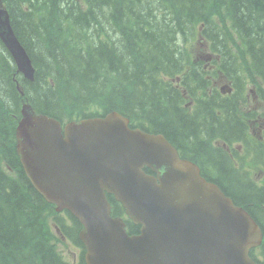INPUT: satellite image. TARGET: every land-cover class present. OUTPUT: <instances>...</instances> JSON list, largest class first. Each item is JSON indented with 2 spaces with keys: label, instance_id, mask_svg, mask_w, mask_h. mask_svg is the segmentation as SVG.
<instances>
[{
  "label": "trees",
  "instance_id": "1",
  "mask_svg": "<svg viewBox=\"0 0 264 264\" xmlns=\"http://www.w3.org/2000/svg\"><path fill=\"white\" fill-rule=\"evenodd\" d=\"M0 1L35 67L34 80L24 79L0 40V264H72L57 250V236L47 225L50 214L62 215L60 224L74 227L73 233L65 227V233L82 244V223L67 210L58 214L23 170L16 129L25 103L69 120L118 110L133 127L165 134L184 157L199 162L207 179L204 155L197 151L211 149L210 138L219 133L232 143L257 142L248 133L249 124L240 125L233 117L238 110L218 89L201 106L203 128L199 119L165 107L179 94L170 88L175 96H168L161 74L170 62L178 70L190 61L177 57L179 42L186 36L192 44L203 24L201 33L221 56L218 68L230 61L242 77L248 74L247 64L255 66L253 82L264 101V0ZM108 196L113 213L126 217L121 203ZM258 196L264 199V190ZM253 200L249 195L241 201L264 232V218L253 211ZM126 221L131 232L139 230ZM261 248L264 252V240ZM77 264H86L84 254Z\"/></svg>",
  "mask_w": 264,
  "mask_h": 264
},
{
  "label": "water",
  "instance_id": "2",
  "mask_svg": "<svg viewBox=\"0 0 264 264\" xmlns=\"http://www.w3.org/2000/svg\"><path fill=\"white\" fill-rule=\"evenodd\" d=\"M6 31L18 67L32 77L30 57L0 6V36ZM145 133L117 111L72 121L65 136L48 115L32 112L19 122L24 169L58 209L84 224L87 264H263L250 255L263 234L249 212L180 158L164 135ZM145 166L167 170L156 177ZM106 191L142 224L141 234L129 235L124 220L111 215Z\"/></svg>",
  "mask_w": 264,
  "mask_h": 264
},
{
  "label": "flooded vegetation",
  "instance_id": "3",
  "mask_svg": "<svg viewBox=\"0 0 264 264\" xmlns=\"http://www.w3.org/2000/svg\"><path fill=\"white\" fill-rule=\"evenodd\" d=\"M224 146L223 151L220 153H215L214 156H208L207 165L208 171L210 173H215V179L221 185V187L232 193L231 195L238 202L244 204L241 200H246L249 195L253 197L252 206L254 210L260 214L264 215V199L259 198L258 193L264 190V164L260 166L256 164L251 170H248L243 165L240 167L239 162H243L246 164L250 162L249 159L242 157V154L237 153L235 149L231 147ZM239 150L241 151V147L239 146ZM217 151V150H215ZM223 157L224 162L220 160V157ZM224 171V173H220V171ZM244 172L248 174V177L252 175V187L249 190H246L245 187H249V182L245 181L241 178L237 172ZM234 178V179H233Z\"/></svg>",
  "mask_w": 264,
  "mask_h": 264
},
{
  "label": "bare ground",
  "instance_id": "4",
  "mask_svg": "<svg viewBox=\"0 0 264 264\" xmlns=\"http://www.w3.org/2000/svg\"><path fill=\"white\" fill-rule=\"evenodd\" d=\"M0 6H2V2L0 1ZM183 37V36H182ZM182 37H181V39H182ZM0 40H2L3 42H4V44L6 45V47L8 48V50H9V52H10V55H11V50H10V46H9V43H7L1 36H0ZM12 56V55H11ZM13 58V57H12ZM13 60H14V58H13ZM14 63H15V65H16V67H17V70H18V72H20L22 75H23V77H24V79H28V80H30V81H33L34 80V75L32 76V77H28L26 74H25V72H23L22 70H20V68L18 67V65H17V63H16V61L14 60ZM210 139H215V138H210ZM198 153H200V154H202V155H204V156H214L215 157V153H219V152H214V151H212L209 147H206L205 149H204V151H202V150H199V151H197ZM221 153V152H220ZM210 154V155H209ZM220 160H222V162H224V160H223V157L221 156L220 157ZM39 192V191H38ZM40 193V192H39ZM40 195H42L41 193H40Z\"/></svg>",
  "mask_w": 264,
  "mask_h": 264
},
{
  "label": "rangeland",
  "instance_id": "5",
  "mask_svg": "<svg viewBox=\"0 0 264 264\" xmlns=\"http://www.w3.org/2000/svg\"><path fill=\"white\" fill-rule=\"evenodd\" d=\"M60 248L65 253V256L71 261H74V254L77 253V252H80V248H79V251H78V246H76L75 244H71V243L68 246L64 245V244H61Z\"/></svg>",
  "mask_w": 264,
  "mask_h": 264
}]
</instances>
